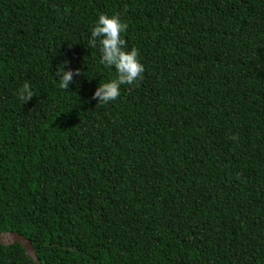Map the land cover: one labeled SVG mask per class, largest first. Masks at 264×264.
Masks as SVG:
<instances>
[{
    "label": "trees",
    "instance_id": "16d2710c",
    "mask_svg": "<svg viewBox=\"0 0 264 264\" xmlns=\"http://www.w3.org/2000/svg\"><path fill=\"white\" fill-rule=\"evenodd\" d=\"M100 13L144 65L104 105ZM2 232L40 264H264V0H0Z\"/></svg>",
    "mask_w": 264,
    "mask_h": 264
},
{
    "label": "clouds",
    "instance_id": "9594fccd",
    "mask_svg": "<svg viewBox=\"0 0 264 264\" xmlns=\"http://www.w3.org/2000/svg\"><path fill=\"white\" fill-rule=\"evenodd\" d=\"M127 30V23L118 14L108 15L100 13L90 28L87 44L90 48H98V63L105 68L114 69L113 78L105 80L95 87L92 96L96 105L108 104L121 94V85H133L143 78L144 65L139 59L136 47H127L122 33ZM80 69H66L61 65L55 73L57 86L60 89H69V83ZM15 95L23 103L34 95V89L28 82H23L16 90Z\"/></svg>",
    "mask_w": 264,
    "mask_h": 264
},
{
    "label": "water",
    "instance_id": "95a60500",
    "mask_svg": "<svg viewBox=\"0 0 264 264\" xmlns=\"http://www.w3.org/2000/svg\"><path fill=\"white\" fill-rule=\"evenodd\" d=\"M14 243H19L23 249L25 250L26 254L30 259H32L35 264H40L39 260L35 254L34 248L32 243L29 239L22 236L16 232H2L0 233V244L8 246Z\"/></svg>",
    "mask_w": 264,
    "mask_h": 264
}]
</instances>
